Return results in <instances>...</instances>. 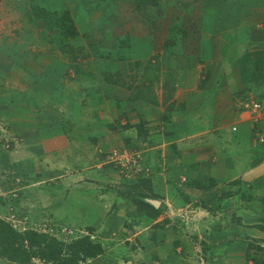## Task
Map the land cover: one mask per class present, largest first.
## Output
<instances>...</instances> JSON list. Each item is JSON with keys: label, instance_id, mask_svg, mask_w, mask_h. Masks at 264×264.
I'll list each match as a JSON object with an SVG mask.
<instances>
[{"label": "crops", "instance_id": "0c3cea01", "mask_svg": "<svg viewBox=\"0 0 264 264\" xmlns=\"http://www.w3.org/2000/svg\"><path fill=\"white\" fill-rule=\"evenodd\" d=\"M75 1L88 10L99 2ZM170 2L186 10L175 13L172 23L183 35L174 31L170 48L151 20L136 27L111 12L113 22L101 33L104 14H96L95 29L86 18L74 23L79 39L88 34L104 52L128 38L135 72L107 61L74 79L61 55L31 61L0 36V108L24 146L6 167L28 182L16 192L17 208L65 224L68 233L80 224L90 228L103 250L91 264H248L246 242L264 240V231L253 227L264 219V148L257 142L264 134V0ZM155 52L157 82L139 77ZM244 97L262 104L258 115L242 107ZM117 121L130 128L115 130L120 143L114 145L132 143L148 167L145 177L163 208L156 219L100 190L101 178L115 175L123 183L98 157L107 134L71 130ZM139 122L144 142L132 129ZM78 134L85 140L80 145ZM73 201L75 213L67 209Z\"/></svg>", "mask_w": 264, "mask_h": 264}, {"label": "rangeland", "instance_id": "374dc122", "mask_svg": "<svg viewBox=\"0 0 264 264\" xmlns=\"http://www.w3.org/2000/svg\"><path fill=\"white\" fill-rule=\"evenodd\" d=\"M43 0H0V36L2 37L1 41L4 42H12L15 46H17V49L22 48L27 54L28 59L31 61H37L41 62L43 58L47 57V60L44 61H53V55H61V61H65L68 65L69 70L72 69L74 74V79L77 77L78 73L84 74L81 70L87 69L85 72L94 71L96 68L98 71L102 69V67H106L107 61L110 62H118L120 61L121 64L127 65V69L129 71H136V68L130 67V55L131 52L129 50V46H127V43L125 47L127 46L125 51L118 50H112L108 51L109 56L112 57H106L104 56V53L100 52V48L97 47V44L95 41H88V34L82 35L80 42H77V45H69L67 44V49L65 46L62 47V49L59 47L60 45L57 44V42H52L51 37L54 39H57L55 37V32L53 30H48L42 27L40 24V21L36 20L34 15L32 14V8H30L32 5H41ZM67 1V2H66ZM171 0H158V4L156 8H153L151 6H144L141 5L140 8L135 9L134 0H99L98 4L90 10L87 8H82L77 10V8H80L79 4L80 1L75 0H64L63 6L66 10H68L69 13L74 16L72 18L73 23L82 24V19L86 18L84 20L85 24H89L92 21L94 22L96 14H98V19L103 14L107 17V20L103 23V28H101L100 33L102 30L106 27V25H111L113 22V19L111 16V12H113V16L117 15L120 17L121 21L126 23V25H129V23H135L136 27L142 22V21H150L152 27L154 28V31L157 33V35L161 36V40H164L169 45L167 47H171L170 43L172 42V37L174 36L175 27L178 26L177 23H172L174 19H178L176 16V12L180 11L182 13H185L186 11H181L177 9V6L180 4H174L173 2H170ZM80 2V3H79ZM101 6V7H100ZM174 7V8H173ZM154 10V13H152V10ZM70 9L72 11H70ZM101 9V11H100ZM86 12V13H85ZM88 12V13H87ZM92 12V13H91ZM90 13V14H89ZM89 14V15H87ZM81 15L83 17H81ZM87 15V16H85ZM162 19V21H159V23L162 24H156L155 22L158 21V19ZM31 20V21H29ZM141 21V22H140ZM96 24H89L91 26H97ZM172 23V27H170ZM180 23V22H179ZM91 29H95L94 27H91ZM120 32L122 28H117ZM125 29V28H124ZM4 37V38H3ZM127 37V36H126ZM128 40V38H127ZM2 43V42H1ZM0 43V44H1ZM13 44L11 47L13 48ZM82 44V45H81ZM172 44V43H171ZM81 45V47L79 46ZM105 45H108V42H105ZM157 42H155L154 49L156 51L159 50L157 46ZM89 46V47H88ZM91 46V47H90ZM4 47V46H3ZM2 47V48H3ZM95 48L94 50H92ZM168 53L169 51L166 50ZM158 52H155L153 56L151 57V61L147 63V67L141 70L139 72L141 73L139 77L148 78L150 81H156L157 79V70L155 67V61H157ZM114 54V55H113ZM45 55V56H44ZM50 57V58H49ZM25 61V60H24ZM40 64V63H38ZM157 66V65H156ZM67 68V69H68ZM78 72V73H77ZM77 74V75H76ZM71 75V73H70ZM134 76L137 77V74H134ZM156 77V79H155ZM79 79V78H78ZM157 82V81H156ZM0 164L4 161L3 155L5 156L6 162H4V166L1 167L0 165V218L7 221L14 229L18 231H22L25 229H31L38 232H43L40 230H47V234L54 237L56 240L62 241V242H70L73 240V238H79L81 236L87 235L86 233H83V230L87 229L85 225H78L74 226L72 229L79 232L68 233L67 230H65V224H61L56 222V220L51 221L47 219L44 215L41 214H29L25 212H21L19 208H17L16 201L17 196L16 192L17 190L22 186L28 184V182H21L19 178L15 180V175L12 172V170L8 167H6V164L13 163L14 160L20 155L23 149V140L16 134L12 133L11 125L7 124L5 118V111L3 108H0ZM3 119V120H2ZM121 122V121H119ZM112 123L113 129H109V125H104L102 129H91L88 127L85 128H77L73 130V127H71V130L73 133H81L86 131L92 130V136H97L100 134L103 136L104 134H107L105 138L102 137V142L106 143L104 144V149H102L101 153H98V157L101 158L102 165L110 168L113 166L114 172L119 174L120 178L123 180V183H120V179L116 180L114 176L101 178V185L102 188H100L101 191H109V192H117V191H123L122 186L124 182H132L135 178V175L132 173L131 167L125 168L120 167V164L118 163L119 159L129 158L131 155L135 152H132L133 149L131 146H133L132 143H128V145H123L122 147H118L114 145V143H120L115 139V134L122 129V125ZM93 125V124H92ZM118 126V128L116 127ZM113 130L115 131L114 133ZM19 137L20 139L16 138ZM81 134H78L75 139V144L80 145L79 143L85 142L84 139L78 138L81 137ZM112 140V141H111ZM87 142V141H86ZM89 143H91L90 140H88ZM126 147V148H125ZM131 152V153H129ZM128 170V171H127ZM130 173L128 178H126V173ZM133 174V175H132ZM119 182V184L117 182ZM21 182V183H20ZM90 182V181H87ZM29 198V197H28ZM104 207V205H103ZM102 207V208H103ZM74 209V213L76 211V204L75 202H71V205L67 206V209ZM88 210V207H84ZM103 210V209H102ZM137 214V213H136ZM138 215V214H137ZM136 215V216H137ZM264 220V219H263ZM260 225H263V222L260 223ZM83 226V227H81ZM85 228V229H84ZM64 229V230H63ZM45 233V232H44ZM90 236L95 238L94 234L90 233ZM259 241V242H258ZM258 243L260 246H264V240H259ZM135 248V246H134ZM137 249V248H136ZM106 251V250H105ZM128 251V250H127ZM133 253V250H131ZM138 252V251H137ZM249 258L248 259H255L257 262L262 261L264 258V254L260 252H254L250 251L248 253ZM137 255H133V258H135ZM31 264H39V262L32 261ZM202 264V263H201ZM204 264V263H203ZM248 264H251V262H248Z\"/></svg>", "mask_w": 264, "mask_h": 264}, {"label": "trees", "instance_id": "16d2710c", "mask_svg": "<svg viewBox=\"0 0 264 264\" xmlns=\"http://www.w3.org/2000/svg\"><path fill=\"white\" fill-rule=\"evenodd\" d=\"M64 0H43L41 5H32V14L35 19L40 21V24L45 29H50L55 32L54 39L51 37L52 42H57L62 49L65 46L67 49L69 45H77L79 34L71 19V15L63 6ZM135 9L140 8L141 5L157 7L158 0H134ZM85 5L81 1L80 6ZM178 9L181 8L177 6ZM181 11H186L182 9ZM31 21V20H29ZM177 35L182 36L183 33L175 27ZM119 40V39H118ZM127 39L117 41V47H122ZM81 47V45H79ZM89 47V46H88ZM91 47V46H90ZM93 48L92 50H94ZM104 56L111 57L112 53L100 51ZM114 55V54H113ZM115 122V124H117ZM113 127V125H109ZM130 128L123 124V128ZM111 129V128H109ZM133 131L136 134V140H141L142 123L134 126ZM146 166V164L144 163ZM123 191H117L116 195L124 200L126 203L132 205L142 216L149 219H156L162 211V206L157 205L154 207L148 201H157L159 197L152 193L150 180L142 174H136L132 182H124L122 186ZM202 206V204H200ZM263 225H254L261 231H264ZM165 223L164 220L161 221ZM153 227H159V224H154ZM87 235L73 239L70 242H62L56 240L54 237L47 233L37 232L31 229L18 231L14 229L7 221L0 218V260L9 264H31L32 261L37 260L43 264H91V260L103 253L101 245L91 238V229L87 228ZM202 251H205V247ZM250 251L260 252L264 254V246H260L256 240H248L246 242V262L251 264H264L262 261L257 262L255 259H248Z\"/></svg>", "mask_w": 264, "mask_h": 264}, {"label": "built area", "instance_id": "2783aa9c", "mask_svg": "<svg viewBox=\"0 0 264 264\" xmlns=\"http://www.w3.org/2000/svg\"><path fill=\"white\" fill-rule=\"evenodd\" d=\"M240 103L242 104V107L251 114L258 115L262 110V104L257 101H253L250 97H246V98L244 97L243 100L240 101ZM257 142L262 144L264 148V134H261L257 137ZM118 163L120 164V167H125V168L131 167L132 173L134 175L135 174L147 175L148 173V167L144 165L143 159L140 156V154L134 153L131 155V157L121 159V161L119 159ZM129 175H131L129 172L126 173L125 175L126 178H128ZM34 261L39 262L37 260ZM39 264H43V263L39 262Z\"/></svg>", "mask_w": 264, "mask_h": 264}, {"label": "water", "instance_id": "95a60500", "mask_svg": "<svg viewBox=\"0 0 264 264\" xmlns=\"http://www.w3.org/2000/svg\"><path fill=\"white\" fill-rule=\"evenodd\" d=\"M151 205H153L154 207H156L158 205L157 201H148Z\"/></svg>", "mask_w": 264, "mask_h": 264}, {"label": "clouds", "instance_id": "9594fccd", "mask_svg": "<svg viewBox=\"0 0 264 264\" xmlns=\"http://www.w3.org/2000/svg\"><path fill=\"white\" fill-rule=\"evenodd\" d=\"M16 138H17V139H20V138H19V137H17V136H16ZM144 176H145V175H144ZM37 232H38V231H37ZM44 232H45V233H47V231H43L42 233H44Z\"/></svg>", "mask_w": 264, "mask_h": 264}]
</instances>
